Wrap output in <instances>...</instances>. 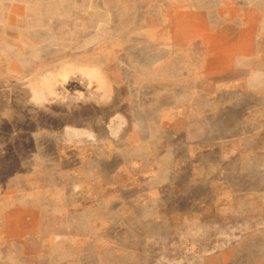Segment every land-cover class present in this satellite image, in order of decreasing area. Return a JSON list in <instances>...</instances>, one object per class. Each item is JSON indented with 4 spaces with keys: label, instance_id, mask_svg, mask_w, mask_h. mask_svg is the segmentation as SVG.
<instances>
[{
    "label": "rangeland",
    "instance_id": "1",
    "mask_svg": "<svg viewBox=\"0 0 264 264\" xmlns=\"http://www.w3.org/2000/svg\"><path fill=\"white\" fill-rule=\"evenodd\" d=\"M0 264H264V0H0Z\"/></svg>",
    "mask_w": 264,
    "mask_h": 264
}]
</instances>
